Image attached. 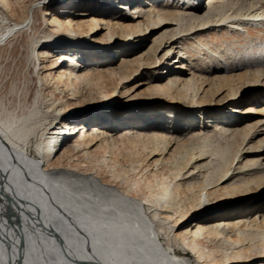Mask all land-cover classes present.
<instances>
[{
    "label": "bare ground",
    "instance_id": "6f19581e",
    "mask_svg": "<svg viewBox=\"0 0 264 264\" xmlns=\"http://www.w3.org/2000/svg\"><path fill=\"white\" fill-rule=\"evenodd\" d=\"M117 1L0 0V45L45 24L38 96L0 108V264H264V53H215L219 74L185 54L209 31L250 37L264 0H145L131 16Z\"/></svg>",
    "mask_w": 264,
    "mask_h": 264
},
{
    "label": "rangeland",
    "instance_id": "374dc122",
    "mask_svg": "<svg viewBox=\"0 0 264 264\" xmlns=\"http://www.w3.org/2000/svg\"><path fill=\"white\" fill-rule=\"evenodd\" d=\"M11 1H12L11 4L15 9L16 8L20 9L21 7H24L27 3L31 2L32 0H11ZM65 1L66 0H50V4H51L50 6H53L54 8H64L63 6L66 3ZM122 14H124L123 11ZM129 16H131V14ZM36 24H37L36 30L28 31L25 34H20L15 38H13L12 40H10V42L3 43L2 45H0V108L6 111H13V110H16V112L25 111V110L27 111L30 107H32L33 97L38 96L36 77H35V73L33 72L34 61L31 57V51L34 41L38 37L43 35V28L45 24L43 23V25L41 26L40 21H38ZM250 30H251L250 33L251 36L247 38L243 36V34L240 33L239 31L232 32L226 30L225 31L216 30L211 33H209L210 32L209 31L208 34L203 35L201 38L192 39V42L198 41V45L202 46L203 47L202 49L197 48L196 50L195 49L192 51L190 50V52L189 50H186L185 54L188 57V59L192 61V63L190 64L193 66V68L196 71L201 70V71H205L206 73L219 74L220 73L219 69L221 67L227 66V65L226 66L223 65L225 63L222 64L221 61L217 59V57L211 56L214 55L215 53H218V55L221 56L224 55L225 53L227 54L231 52L233 59L232 61L238 62L241 65H245V64L248 65L247 60L250 59V55L258 56V53H264V27H258L254 25L252 26V28H250ZM152 38L153 37L149 36L148 39L145 38L142 39V41L141 40L138 41L137 43L132 45V46L135 45L136 46L133 49L130 48L129 51L135 52L143 47L145 51L142 54L148 53L149 51L148 47L152 45L155 41V39ZM122 46L123 45L119 42V47L121 48ZM125 50L123 49V51ZM199 50L201 52L198 53ZM122 54L123 52L120 51V52H116L113 56L112 54L111 55L109 54V56L106 58H108V60L110 61L113 59L115 61L117 60L116 63H118L122 60L121 58ZM102 58H104V56ZM114 60L112 62H114ZM173 62L174 61H172L171 63ZM161 73H162V69L161 68L157 69L155 76L159 77ZM260 93L263 95L264 91ZM49 97L51 98V96L48 94V98ZM57 98H59V94L55 93L52 96V99H57ZM142 98L143 97L137 96L136 99L128 101L129 104L126 105L125 107L119 108V113L116 114L115 119L114 118L112 119L116 122H120L125 120L124 119L125 117L128 118L133 114H136L137 108L140 107L137 101L143 100ZM227 99H230V97H227ZM121 100L123 101L125 100V98H120V101ZM159 102H162L161 98L156 96L152 97L151 104H157ZM120 104H122V102H120ZM229 106H233L232 103H230ZM109 108L111 109L114 108L112 110L113 111L115 110V106L113 107L110 106ZM109 108H106V110H109ZM121 110L123 111L120 112ZM227 112L229 113V111H226V113L225 111H223L222 113L227 114ZM100 113L101 112L98 113L96 112L92 115H86L85 117L86 119L89 118L91 120ZM183 114H184L183 112L180 113V116H182ZM216 115H218V113ZM177 116H179V114ZM223 117L218 116L214 118L222 119ZM109 119L110 117L107 118V120L103 119L100 123L101 124L109 123ZM225 119L227 120V118ZM140 120L143 122L144 118L142 117ZM214 120L215 119H212V121ZM47 121L50 122L51 118H48ZM83 121L85 120L83 119ZM198 121L197 120L195 121L196 125ZM106 127H108V124L106 125ZM185 133L186 132L184 131L182 135H185ZM31 155H34V153L32 152Z\"/></svg>",
    "mask_w": 264,
    "mask_h": 264
}]
</instances>
